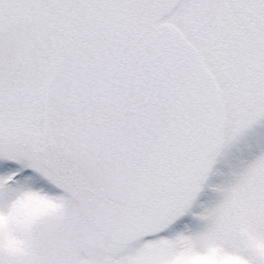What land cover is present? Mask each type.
Returning a JSON list of instances; mask_svg holds the SVG:
<instances>
[{
    "label": "snow or ice",
    "instance_id": "obj_1",
    "mask_svg": "<svg viewBox=\"0 0 264 264\" xmlns=\"http://www.w3.org/2000/svg\"><path fill=\"white\" fill-rule=\"evenodd\" d=\"M257 127L264 0H0V264H264Z\"/></svg>",
    "mask_w": 264,
    "mask_h": 264
},
{
    "label": "rangeland",
    "instance_id": "obj_2",
    "mask_svg": "<svg viewBox=\"0 0 264 264\" xmlns=\"http://www.w3.org/2000/svg\"><path fill=\"white\" fill-rule=\"evenodd\" d=\"M261 138L264 139V127H257L253 130H251L249 133L246 134V137L241 141V144L239 145L240 148H244V145L252 140V138ZM233 152H235V149H233ZM241 158H247L248 152L244 151L241 153H237Z\"/></svg>",
    "mask_w": 264,
    "mask_h": 264
}]
</instances>
